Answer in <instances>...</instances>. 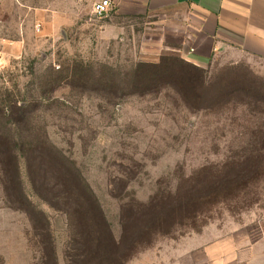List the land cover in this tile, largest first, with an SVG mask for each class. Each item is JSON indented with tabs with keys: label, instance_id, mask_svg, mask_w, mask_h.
<instances>
[{
	"label": "rangeland",
	"instance_id": "rangeland-1",
	"mask_svg": "<svg viewBox=\"0 0 264 264\" xmlns=\"http://www.w3.org/2000/svg\"><path fill=\"white\" fill-rule=\"evenodd\" d=\"M21 1L22 6L0 3V108L6 88L20 99L38 97L41 104L32 103L31 121L20 126L0 118V133L25 145L20 175L10 185L31 202L10 197L0 174V264H43L48 230L58 264H72L76 248L69 206L46 200L43 171L27 157V139L44 134L75 162L116 236L124 208L136 213L132 224L149 228L127 264L145 254L150 259L152 252L188 235L228 232L264 220L262 66L228 51L197 71L180 61L186 60L190 11H112L97 18V0H81L75 6L80 15L51 45L41 46L36 21L21 19L23 5L43 7L57 0ZM23 35L25 45L14 54L13 44ZM164 59L181 73L138 85L139 65ZM75 64L91 82L82 87L70 79L42 91L52 70ZM97 78L111 85L99 90ZM30 215L38 220L37 231ZM160 215L166 220L158 221Z\"/></svg>",
	"mask_w": 264,
	"mask_h": 264
},
{
	"label": "crops",
	"instance_id": "crops-1",
	"mask_svg": "<svg viewBox=\"0 0 264 264\" xmlns=\"http://www.w3.org/2000/svg\"><path fill=\"white\" fill-rule=\"evenodd\" d=\"M5 0H0L4 3ZM15 6L21 0H8ZM81 0H57L43 7L24 6L21 19L36 21L38 44L51 45L79 15ZM19 8V7H18ZM185 9L191 13L184 58L199 67L215 55L234 51L264 68V0H115L114 10L138 15ZM25 36L13 44L18 54ZM133 264H264V220L228 232L192 234Z\"/></svg>",
	"mask_w": 264,
	"mask_h": 264
},
{
	"label": "trees",
	"instance_id": "trees-1",
	"mask_svg": "<svg viewBox=\"0 0 264 264\" xmlns=\"http://www.w3.org/2000/svg\"><path fill=\"white\" fill-rule=\"evenodd\" d=\"M180 61L185 66L201 71L198 66L186 60ZM175 68H177V65L166 62L165 59L157 64H140L139 69L135 72L137 74L135 76L136 82H138V85L142 81L151 83L156 81V78L160 75H165V73L177 77L181 73V69L179 73ZM50 74L41 84L42 91H45L48 85L57 89L70 79H73V85L75 86L82 83L81 86L84 87V84L91 82V78L90 80L87 78L88 75L85 73V69L76 64L61 67L57 71L52 70ZM93 82L99 90L111 85V82L104 81L102 78L94 79ZM4 91L7 93L4 102L6 104L0 108V118L6 119L7 122L11 120L14 122L12 124H19V126L30 122L32 118L29 109L32 103L41 104L39 98L31 96V99H20L11 94L12 92H9L7 88ZM8 131L10 132L9 128ZM20 137L23 140L28 138V136ZM12 138L11 133L4 134V131L0 133V174L10 197L16 199L22 197L29 201L21 188L20 191L16 190V193H14L10 185L13 179H18L21 172L20 161L26 158L25 145L13 143ZM46 138V134L35 136L33 139L29 137L26 142V145L28 144L27 157L29 160L31 158L37 160L38 167L43 171L42 176L45 178V182L42 181L41 188L46 200L51 201V198H53L60 200L61 203L63 200L69 206L67 210L73 226V241L76 248L71 261L72 264H127L128 260L137 252L144 235L148 234L146 230L150 232L149 228L132 224V220L136 218V213L127 212V208H124L121 210L123 216L120 224L121 233L119 237L116 236L100 201L75 166V162L64 156L57 148L51 146ZM29 218L33 222V228L37 231V218L34 215H30ZM44 218L47 220L45 214ZM156 219L158 221L162 220V222L166 220L163 215L158 216ZM46 234L49 246L46 248L43 264H58L51 233L48 230Z\"/></svg>",
	"mask_w": 264,
	"mask_h": 264
},
{
	"label": "built area",
	"instance_id": "built-area-1",
	"mask_svg": "<svg viewBox=\"0 0 264 264\" xmlns=\"http://www.w3.org/2000/svg\"><path fill=\"white\" fill-rule=\"evenodd\" d=\"M115 0H97L93 4V15L97 18H105L114 10ZM3 63L0 60V69L3 68Z\"/></svg>",
	"mask_w": 264,
	"mask_h": 264
}]
</instances>
